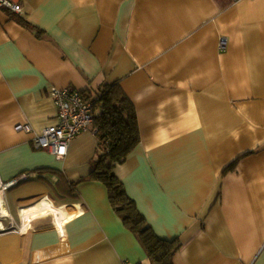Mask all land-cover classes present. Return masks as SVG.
<instances>
[{
	"label": "crops",
	"instance_id": "0c3cea01",
	"mask_svg": "<svg viewBox=\"0 0 264 264\" xmlns=\"http://www.w3.org/2000/svg\"><path fill=\"white\" fill-rule=\"evenodd\" d=\"M15 1L0 9V185L27 179L0 198L23 227L46 200L67 216L1 231L0 264H151L89 179L93 126L64 158L33 144L58 122L53 87L115 82L140 142L114 171L154 232L180 239L174 264H264V0Z\"/></svg>",
	"mask_w": 264,
	"mask_h": 264
},
{
	"label": "trees",
	"instance_id": "16d2710c",
	"mask_svg": "<svg viewBox=\"0 0 264 264\" xmlns=\"http://www.w3.org/2000/svg\"><path fill=\"white\" fill-rule=\"evenodd\" d=\"M83 93L87 98L94 97L93 130L100 140L89 179L99 180L106 185L111 204L123 214L125 224L137 234L151 264H174V256L181 246L180 239H165L154 232L114 171L117 163L126 159L140 142L133 103L119 82L104 85L93 93Z\"/></svg>",
	"mask_w": 264,
	"mask_h": 264
},
{
	"label": "built area",
	"instance_id": "2783aa9c",
	"mask_svg": "<svg viewBox=\"0 0 264 264\" xmlns=\"http://www.w3.org/2000/svg\"><path fill=\"white\" fill-rule=\"evenodd\" d=\"M8 8L15 12H21L22 6L15 0H0V9ZM226 38H221V47H225ZM58 109V122L44 128L40 133H36L33 144L36 149H45L55 154L58 158H64L68 154L70 143L81 133L89 130L94 123L95 109L94 97L87 98L81 90L70 87L51 89ZM17 130L30 132V124H19ZM26 178V175L20 179ZM18 180L0 185V189L5 190L13 186Z\"/></svg>",
	"mask_w": 264,
	"mask_h": 264
},
{
	"label": "bare ground",
	"instance_id": "6f19581e",
	"mask_svg": "<svg viewBox=\"0 0 264 264\" xmlns=\"http://www.w3.org/2000/svg\"><path fill=\"white\" fill-rule=\"evenodd\" d=\"M38 209H43V211L46 209H49L52 212V214H54L56 219L58 220L59 225H61V223L65 220V218L67 216V213L65 212L63 207L56 206L51 201L46 200L44 205H39V206L33 207L30 211L25 212V219L27 221L26 223H28V224H26L22 228V232L26 233V232H29L31 230L30 222H31L32 217L35 215L34 212H37ZM0 214H3V215L8 214L7 210L3 206L1 198H0ZM64 246H65V243H62L60 246H58L59 250L61 248H65Z\"/></svg>",
	"mask_w": 264,
	"mask_h": 264
},
{
	"label": "rangeland",
	"instance_id": "374dc122",
	"mask_svg": "<svg viewBox=\"0 0 264 264\" xmlns=\"http://www.w3.org/2000/svg\"><path fill=\"white\" fill-rule=\"evenodd\" d=\"M25 179H27V177L24 179H20V177L15 179L18 181L13 186L17 185L20 181L25 180ZM13 186H11V187H13ZM11 187H9V188H11ZM0 191H4V190L0 189ZM17 210H19V209H17ZM19 212L21 213L22 210H19ZM18 215L14 214L15 218H13L14 222H12L11 221V213H9L8 215L7 214L6 215L0 214V232L6 231V230H11V229H21L23 227L22 219H21L20 214H18Z\"/></svg>",
	"mask_w": 264,
	"mask_h": 264
}]
</instances>
